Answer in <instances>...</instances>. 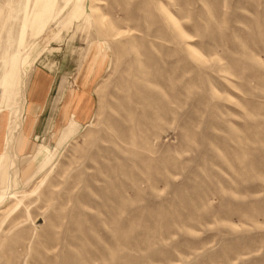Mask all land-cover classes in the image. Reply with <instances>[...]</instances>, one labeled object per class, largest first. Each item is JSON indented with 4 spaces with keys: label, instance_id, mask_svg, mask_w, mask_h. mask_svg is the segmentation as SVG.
Listing matches in <instances>:
<instances>
[{
    "label": "rangeland",
    "instance_id": "rangeland-1",
    "mask_svg": "<svg viewBox=\"0 0 264 264\" xmlns=\"http://www.w3.org/2000/svg\"><path fill=\"white\" fill-rule=\"evenodd\" d=\"M0 264H264V0H0Z\"/></svg>",
    "mask_w": 264,
    "mask_h": 264
},
{
    "label": "crops",
    "instance_id": "crops-1",
    "mask_svg": "<svg viewBox=\"0 0 264 264\" xmlns=\"http://www.w3.org/2000/svg\"><path fill=\"white\" fill-rule=\"evenodd\" d=\"M35 79H36V75H35ZM33 80V82H31V89H30V93L28 96V100L30 101V105L33 106L35 109H37V113L34 117V123L31 126L30 129L35 130V128L41 124V122L39 123V121H41L43 118H48V119H52L54 120V118L56 117V113L54 111V104L57 102L55 101H51L49 102L47 99V95H48V91H49V85L47 84V82H43L40 84L39 80ZM82 96H80V104L84 105L86 101H88L89 103V111L88 113L84 114L83 111H80V109H76L74 110V113L76 114V116L78 115L79 117L77 118V121L79 124L84 123L86 118L88 117L89 113L91 112V101L89 98H83ZM58 102L63 101V99L58 98ZM71 99V98H70ZM69 100H66L65 102V108L64 109L63 105H62V110H61V115H62V119L64 120V118L67 116L65 114H68L69 111H72L71 106L73 105V102H71ZM79 104V105H80ZM80 105V106H81ZM50 114V115H48ZM49 116V117H48ZM60 117V116H59ZM44 122V120H43Z\"/></svg>",
    "mask_w": 264,
    "mask_h": 264
}]
</instances>
